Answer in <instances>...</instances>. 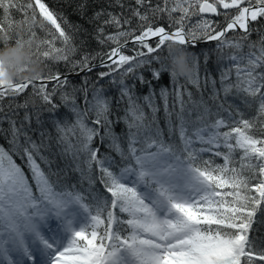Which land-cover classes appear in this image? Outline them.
<instances>
[{"label": "snow or ice", "instance_id": "1", "mask_svg": "<svg viewBox=\"0 0 264 264\" xmlns=\"http://www.w3.org/2000/svg\"><path fill=\"white\" fill-rule=\"evenodd\" d=\"M135 2L143 7L146 0ZM14 9L22 13L21 23L40 22L26 34L27 40L39 41L36 53L43 60L77 74L104 70L90 84L85 76L80 88H72L82 94V105L69 95L70 82L58 70L35 82L9 86L0 81V100L31 87L52 114L46 122L35 113L39 143L26 130L32 114L25 112L19 124L12 115L0 116V136L9 145H0V264H264V238L251 236L257 215L264 217V0H171L170 6L164 0L145 12L138 7L132 16L139 35L134 28L122 30L131 18L122 23L109 13L103 23L117 31L100 43L116 46L103 54H82L79 60L62 27L67 20L43 0H0V40L5 44L13 39L9 30L19 25L11 19ZM149 13L166 15L168 29L153 27ZM204 14L223 17L224 26ZM192 17L199 18L193 23ZM253 33L257 41L251 40ZM130 38L133 54L127 55L123 49ZM21 39L16 35L14 43ZM197 42H216L222 63L218 81L207 69L201 79L199 57L189 50ZM171 43L191 55L196 72L186 81L201 92L199 101L171 67ZM164 73L170 85L157 93L152 81L159 82ZM104 78L118 85V102L127 104L122 117L112 118L111 98L98 86ZM129 79L147 85L149 93L138 96ZM48 82H54L51 90ZM209 85L215 110L203 99L202 88ZM57 94L70 118L55 115L61 106L54 102ZM221 94L225 101L229 95L239 97L244 110L225 106ZM157 95L167 139L157 117ZM27 106L26 101L18 105ZM121 122L122 135L115 132ZM45 123L56 133L57 155L74 162L76 183L63 169L53 170L52 159L44 154V140H51ZM97 138L119 161L94 147ZM85 181L87 188L82 187Z\"/></svg>", "mask_w": 264, "mask_h": 264}, {"label": "trees", "instance_id": "2", "mask_svg": "<svg viewBox=\"0 0 264 264\" xmlns=\"http://www.w3.org/2000/svg\"><path fill=\"white\" fill-rule=\"evenodd\" d=\"M20 3H26L27 0H19ZM45 2L49 9L53 11L54 13L59 14L60 16L64 17L67 20V24H62V27L65 28V30L68 32V34L72 37V42L78 49L74 59L79 60L82 56V54L88 53L95 55L97 53L103 54L111 50L112 47H115L116 45L112 42L105 41V43H100V39H103L104 36H107L109 34H115L117 29L114 26L111 25H105L103 22L109 19L108 14L115 15L121 19V22L123 23L125 18H131V24L130 25H124V28L122 30H127L129 28L136 29V35H139V25L137 18L132 16V12L136 8H140L141 12L148 11L150 7H154L155 5H163L164 0H151V4L149 5L147 3L144 4L143 7H140L136 4L135 0H43ZM121 5H123L121 7ZM171 5V0H169V6ZM97 12H100L101 15L99 18H95V14ZM157 16L152 15L149 13V20L152 22V26H164L166 29H168L167 24V16L164 15L163 18H158ZM179 15V13L174 14ZM208 18L215 20L219 22V26L222 28L224 26L223 17H214V16H208ZM199 17H192V22L194 23ZM11 19L15 24H22L21 21L23 20V15L20 11L12 10L11 11ZM0 21H3V13L0 11ZM147 23V22H145ZM103 28L104 32L103 34L99 33V29ZM16 27L13 29H10V35L13 37L11 41L8 43H14L16 31ZM264 31V29H261ZM39 31V30H38ZM27 33V32H26ZM40 35L43 36L44 34L40 32ZM234 35L233 33H229V36ZM25 39H27V34L24 36ZM131 40V38L129 39ZM251 40L257 41L258 36L253 33ZM153 41H150L149 43H152ZM216 42L212 43H206L201 45H194L189 50L196 53L199 57V75L201 79L205 77L206 69L208 72L211 73V77L219 80V76L217 73L218 67H222V63L219 62V54L215 48ZM5 46V42L3 40H0V48ZM134 47V44L128 45L126 48L123 49L124 53L127 55H132L133 52L131 49ZM246 50V49H245ZM229 50L225 49L224 54L226 55ZM205 54L207 55V63H205ZM43 59V58H42ZM45 66H46V76L49 74H54L57 70L60 73H74L69 72L68 68H66L63 64H54L51 61L44 60ZM93 63H99V58ZM223 63H227V61H223ZM152 67H156V65H152ZM195 69V68H194ZM104 69L96 68L91 73H83L79 76L75 77H69L67 78L70 82V86L68 87L67 91L69 95H73L76 97V102L78 104L83 103V96L80 92H73L72 88H80L83 83V78L85 76L89 77V84L97 79V72L103 71ZM196 72V69H195ZM144 76L147 79H152L151 74L149 71L144 70L143 71ZM195 74V73H194ZM128 84L135 83V93L138 96H144L149 93V87L147 85H142L139 81H133L131 79L127 80ZM154 89L159 91L161 86H168L170 85V76L167 73L163 74L162 79L159 82L152 81ZM181 83L186 85V88L188 91L192 93L193 99L196 101H199L201 98V92L197 91V88L191 85L190 83H187L186 79L181 78ZM54 82L48 83V88L51 90L53 87ZM98 86H102L105 89V95L111 98L112 102V118L115 119L117 116H123L124 109L127 107L126 102H118L119 99V87L118 85L112 84L110 82L109 78H104L98 81ZM217 88L220 87L219 82H217L216 85ZM211 86L206 88H202L203 92V99L207 102V104L213 108V110L216 109L217 103L211 99H209L211 94ZM33 89L29 87L22 95L12 97V96H6L2 100H0V116H8L12 115L13 118L19 122L23 119L25 112H28L32 114V123L31 128H27L26 130L29 132V135L32 136L33 140L40 142L41 138L39 135V127L36 123L35 119V113H40V118L44 121H49L50 116L52 115L46 109L50 107V105H46L42 102L41 98L37 95L32 94ZM91 96V93H89V97ZM185 100H187V96L184 97ZM220 101L225 102V106L228 104H232L236 107H240L242 110L243 104L241 102V99L235 95H229L227 97V100H224V96L221 94ZM25 101L27 102V107H18L19 104H24ZM171 101V98H170ZM54 102L58 105H61L55 115L59 117H66L68 116L70 118V114L68 113V110L66 107L62 106V102L59 99V94H57V97L54 99ZM143 103V101H140ZM156 102L160 107V111L157 113V117L159 120V125L161 128H164L165 130V138L167 139V128L165 125V115L163 110V102L160 100L159 96L157 95ZM145 111H148L150 113L149 109H145ZM18 113V114H14ZM195 115V114H193ZM226 115V114H224ZM251 115V113H249ZM3 128L7 129L9 127L8 123L5 121L3 123ZM44 128L47 129L51 133V140L45 139L44 144L46 145V148L44 149V154L46 156H49L50 159H52L53 164L52 168L53 170H56L57 168L63 169L65 172L68 173V176L70 178V181L72 183H76L79 178V173L74 171V162L72 161L71 157H61L57 155L59 153L60 149L57 147L56 144V133L54 129L51 128L49 123L44 124ZM125 130L124 124L118 123L115 125V132L117 134L122 135ZM259 135V133H256ZM107 141H105V144ZM0 145H3L5 148H8L9 145L5 141L3 136H0ZM100 147V151L102 153H108L112 155L117 161H119V157L116 156V154L109 149H107L104 145L99 143V139L97 138L96 142L94 143V147ZM17 163L21 164L22 166L25 165V161L20 159L19 157H16ZM217 163H222V161L219 158H216ZM43 167V165H42ZM25 171H27V168L25 167ZM79 186V185H78ZM83 188H87V182L85 181L82 185ZM97 188H101L99 183L96 184ZM264 220V217H261L260 214L257 215V223L253 224V231L251 233L252 237H256L258 240L261 238H264V223H260L259 221Z\"/></svg>", "mask_w": 264, "mask_h": 264}, {"label": "clouds", "instance_id": "3", "mask_svg": "<svg viewBox=\"0 0 264 264\" xmlns=\"http://www.w3.org/2000/svg\"><path fill=\"white\" fill-rule=\"evenodd\" d=\"M40 22L32 20L28 24L17 25L16 34L21 37L18 43H8L0 48V81L7 85L16 82H35L42 76H46L44 60L37 55L36 48L38 40H27L24 38L29 27L37 26ZM173 59L171 67L177 76L183 79H190L195 69L191 63V55L182 50L181 46L175 43L169 45Z\"/></svg>", "mask_w": 264, "mask_h": 264}, {"label": "water", "instance_id": "4", "mask_svg": "<svg viewBox=\"0 0 264 264\" xmlns=\"http://www.w3.org/2000/svg\"><path fill=\"white\" fill-rule=\"evenodd\" d=\"M204 15H209V16H211L210 14H204ZM240 31V30H239ZM154 39H156V38H153V40ZM150 41H152V40H150ZM149 41V42H150ZM204 43H208V42H197L195 45H201V44H204ZM131 44H133V42H132V40H129V42H128V45H131ZM127 45V46H128ZM83 73H85V72H79V74H77V73H66V74H64V76H66L67 78L68 77H74V76H78V75H81V74H83ZM37 83H39V82H37Z\"/></svg>", "mask_w": 264, "mask_h": 264}, {"label": "bare ground", "instance_id": "5", "mask_svg": "<svg viewBox=\"0 0 264 264\" xmlns=\"http://www.w3.org/2000/svg\"><path fill=\"white\" fill-rule=\"evenodd\" d=\"M207 16V15H206ZM209 16V15H208ZM239 31V30H238ZM66 74V73H65ZM69 78V77H68ZM49 83V82H48Z\"/></svg>", "mask_w": 264, "mask_h": 264}]
</instances>
